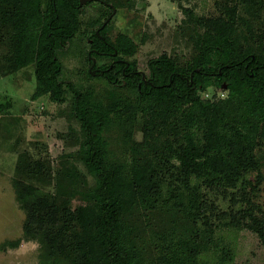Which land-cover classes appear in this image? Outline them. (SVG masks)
<instances>
[{
	"label": "rangeland",
	"instance_id": "obj_1",
	"mask_svg": "<svg viewBox=\"0 0 264 264\" xmlns=\"http://www.w3.org/2000/svg\"><path fill=\"white\" fill-rule=\"evenodd\" d=\"M104 1L116 6L105 35L115 44L119 35L135 44L134 53L121 57L145 76L147 61L162 54L185 66L197 53L196 39L206 29L203 22L228 20L227 10L234 17L230 37L243 48L264 54V0ZM110 10L101 1L83 5L78 11L76 35L57 50V56L62 64L59 79L72 82L90 103L109 112L103 137L110 159L125 167L134 158L141 159V164L156 172L155 180L161 186L158 202L152 208L134 207L125 215L122 230L126 243L138 249L140 264H264V245L241 217L264 214V132L257 127L242 130V135L236 132L240 131L237 122L249 119L238 114L239 100L221 102L228 94L225 84L200 91L201 99L218 105L223 136L240 142L237 154L246 145V158L255 166L237 161L233 148L222 142L209 156L227 159L224 168L231 171V177L227 179L219 172L223 167L217 166L212 175L182 178L173 167L179 162L161 158V152L169 143L175 148L183 145L187 137L201 148L204 124H189L181 112L165 116L157 110L154 128L145 134L148 108L144 115L140 111L129 113L130 119L120 113L124 106L137 105L136 87L111 85L100 74L89 72V36ZM10 43L8 34H0V264H38L41 250L35 240H23L13 248L7 245L22 238L26 219L14 181L55 196L56 184L67 182L70 170L75 174V189L92 187L95 177L82 162L84 135L71 109V93H66L63 103H54L46 96L32 100L34 65L12 71ZM96 59L97 67L111 62L108 57ZM192 112L200 117L197 109ZM74 188L60 195L72 211L89 205L76 196ZM232 217H240L242 222L234 224Z\"/></svg>",
	"mask_w": 264,
	"mask_h": 264
},
{
	"label": "trees",
	"instance_id": "obj_2",
	"mask_svg": "<svg viewBox=\"0 0 264 264\" xmlns=\"http://www.w3.org/2000/svg\"><path fill=\"white\" fill-rule=\"evenodd\" d=\"M90 1L105 3L111 9L107 18L112 8L116 9L104 0ZM81 7L79 0H0V34L6 33L11 39L8 58L11 70L34 65L32 100L47 96L54 103H63L66 93H71V109L84 135L80 144L82 162L86 171L95 177L92 187L75 189V174L70 170L66 176L68 181L56 184L55 196L14 181L17 200L26 211V219L22 238L7 245L13 248L23 240H35L41 250L38 264H140L139 251L126 243L122 224L125 215L134 207L155 206L161 186L155 180V170L141 164V159L134 158L126 167L110 159L103 137L109 112L90 103L84 91L72 82L59 79L62 64L57 50L66 47L76 35ZM227 15L228 20L203 22L206 29L196 39L197 53L185 66H179L167 54L149 59L145 80L131 62L121 57L134 53L135 44L125 35H119L116 44L105 35L114 15L109 20L106 18L89 36L90 56L95 60L97 57L111 58L108 65L100 66L103 70L100 75L111 85L126 83L136 87L137 105L124 106L120 113L128 114L130 119L129 113L140 111L144 115L148 108L150 118L145 121V134L154 128L159 113L166 116L181 112L189 124H204L206 132L201 148L187 137L183 145L175 148L169 143L161 152V158L172 157L179 162L173 167L185 179L192 175H212L217 166L223 167L224 171L221 168L219 172L228 179L231 171L224 168L227 159L211 158L209 151L224 142L236 155L241 145L223 136L218 105L201 99L200 91L211 86L222 88L225 84L228 94L221 102L239 100L238 114L249 119V122H237L240 131L233 130L242 135V130L257 127L264 132V54L243 48L230 37L234 17L230 10ZM87 60L91 64V59ZM193 109L200 112V117L194 116ZM245 149L246 145L234 158L255 166L246 158L248 151ZM73 188L76 196L89 205L73 211L64 205L60 195ZM241 217L264 245V214H242ZM239 218L232 217L233 223L242 222Z\"/></svg>",
	"mask_w": 264,
	"mask_h": 264
},
{
	"label": "water",
	"instance_id": "obj_3",
	"mask_svg": "<svg viewBox=\"0 0 264 264\" xmlns=\"http://www.w3.org/2000/svg\"><path fill=\"white\" fill-rule=\"evenodd\" d=\"M89 0H79V6H83L85 5ZM116 9L115 8H112V14L110 15V17L107 18V20H109L115 13ZM96 33H98V31H96ZM113 55H116V52L113 54ZM88 57L91 59V65L89 67V72L92 76L96 75V70L94 69V66H95V58L91 57L90 56V52H88ZM128 66V64L126 65V67ZM142 75V79L145 80V75L144 74H141Z\"/></svg>",
	"mask_w": 264,
	"mask_h": 264
},
{
	"label": "flooded vegetation",
	"instance_id": "obj_4",
	"mask_svg": "<svg viewBox=\"0 0 264 264\" xmlns=\"http://www.w3.org/2000/svg\"><path fill=\"white\" fill-rule=\"evenodd\" d=\"M94 69L97 71L96 74H100L103 71L100 67H97L96 65L94 66Z\"/></svg>",
	"mask_w": 264,
	"mask_h": 264
},
{
	"label": "crops",
	"instance_id": "obj_5",
	"mask_svg": "<svg viewBox=\"0 0 264 264\" xmlns=\"http://www.w3.org/2000/svg\"><path fill=\"white\" fill-rule=\"evenodd\" d=\"M47 97V96H46Z\"/></svg>",
	"mask_w": 264,
	"mask_h": 264
}]
</instances>
